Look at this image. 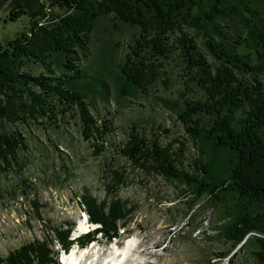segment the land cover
<instances>
[{
  "label": "trees",
  "instance_id": "trees-1",
  "mask_svg": "<svg viewBox=\"0 0 264 264\" xmlns=\"http://www.w3.org/2000/svg\"><path fill=\"white\" fill-rule=\"evenodd\" d=\"M47 5L63 11L42 17V3L14 0L7 14L9 21L27 16L29 26L0 42L3 170L21 175L19 152L28 148L21 132L8 125H56L69 116L79 120L81 134L95 153L105 147L114 129L112 118L90 112L97 81L86 79L80 62L90 49L97 22L112 15L136 30L117 66L121 97L149 95L166 74L165 61L177 53L182 62L178 98L159 99L176 112L197 146L199 172L184 170L183 152L162 146L158 137H149L137 125L130 127L119 153L145 172L184 183L192 195L188 211L200 197L219 207L224 217L217 228L231 250L251 247L255 263L264 264V0H49ZM189 30L204 35L211 61ZM240 47L247 51L240 52ZM32 65L40 71L34 73ZM99 85L105 97L107 84L101 80ZM110 171L109 179L116 185L124 181L122 171ZM26 185L27 190L24 185L19 189L25 198L31 188ZM84 203L89 219L99 224L95 232L82 236L87 237L84 242L98 231L117 237V227L105 226L109 217L101 212L103 206H91L85 196ZM31 205L37 211L38 204ZM109 208L110 219L121 217L122 204L114 202ZM53 230L52 238L24 244L0 257V264L53 263L49 243L56 239L67 249L69 229ZM199 264L210 263L207 259Z\"/></svg>",
  "mask_w": 264,
  "mask_h": 264
},
{
  "label": "rangeland",
  "instance_id": "rangeland-1",
  "mask_svg": "<svg viewBox=\"0 0 264 264\" xmlns=\"http://www.w3.org/2000/svg\"><path fill=\"white\" fill-rule=\"evenodd\" d=\"M41 3L42 17L52 10L63 11L57 5H47L49 0H35L36 5ZM13 4L14 0H0L2 43L29 26L27 16L15 21L7 19ZM135 31L113 19L112 15L101 18L92 32L90 49L80 62L88 73L86 79L97 81L90 112L96 117L112 118L114 126L100 152L95 153L90 141L83 138L76 118L66 116L56 125H8V128L21 132L28 148L19 152L24 163L21 175L4 171V165L0 163V257H6L12 250L33 240L52 238L54 228L61 233L68 228V255L74 251L72 259L80 255L79 258L87 263L90 259L95 260L99 253L109 254L114 243L120 248L130 238L132 246L139 242L140 247L131 257L132 264H199L207 259L210 264H256L249 252L251 247L231 250L220 235L217 226L223 222L224 214L219 207H213L200 197L193 201V209L188 211L192 195L184 183L145 172L119 153L118 147L123 146L130 127L137 125L149 137H158L162 146L183 152L184 170L199 172L197 146L185 132L176 112L159 99L178 98V92L183 89L182 62L177 53L174 59L165 61L163 69L166 74L149 95L138 93L134 97H121L119 94L121 83L117 66ZM194 36L199 51L211 61L204 46V35L198 33ZM239 51L246 52L247 49L240 47ZM251 56L258 62L255 55ZM32 71L38 73L40 68L32 65ZM101 80L107 84L106 98L100 93L103 90L99 85ZM261 80L264 81V77ZM193 94L195 97L200 95L198 92ZM111 169L123 172L125 179L121 184L116 185V181L109 179ZM28 183L31 188L25 198L19 189L24 185L27 190ZM84 196L91 206H103L101 212L109 217L106 227L118 228V235L110 245L107 241L110 238L104 232L95 234L97 243L90 245L84 242L87 237H77L80 221L88 229L94 223L83 204ZM33 201L38 204L37 211L31 205ZM114 202L123 205L121 217L115 220L109 216V206ZM61 249L56 239L49 243L55 259L49 264H59ZM141 249L149 250L150 257L142 256ZM104 256L100 255V258Z\"/></svg>",
  "mask_w": 264,
  "mask_h": 264
},
{
  "label": "bare ground",
  "instance_id": "bare-ground-1",
  "mask_svg": "<svg viewBox=\"0 0 264 264\" xmlns=\"http://www.w3.org/2000/svg\"><path fill=\"white\" fill-rule=\"evenodd\" d=\"M86 221V220H85ZM88 224V222H86ZM92 224V223H91ZM96 224V223H93ZM97 227V226H96ZM87 226L85 223H82L81 221L78 224L77 230L78 233L82 232L83 230H87ZM75 238V237H74ZM97 243V242H96ZM118 244V243H116ZM139 242L135 243L132 246L131 243V239H127V241L125 242V245H123V247L120 249V253L117 255V257H114L113 260L111 259L108 263H104L103 258L105 257L104 255H102L103 253H99L98 257H95L94 259H90V261H88V263L85 261L83 262L84 259L79 258L80 255H75V258H71V255H74L76 252H72L70 253L67 257H63L64 260V264H132V260L131 257L133 255V253L139 249ZM149 251V250H148ZM147 250L141 249V254L142 256H147L150 257V252H148ZM89 255V253H87ZM101 256H104L103 258H100ZM90 256V255H89ZM88 260V259H87ZM145 263V262H143Z\"/></svg>",
  "mask_w": 264,
  "mask_h": 264
}]
</instances>
